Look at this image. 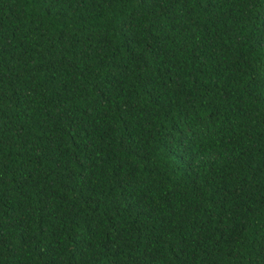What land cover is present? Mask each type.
Masks as SVG:
<instances>
[{
  "label": "trees",
  "instance_id": "trees-1",
  "mask_svg": "<svg viewBox=\"0 0 264 264\" xmlns=\"http://www.w3.org/2000/svg\"><path fill=\"white\" fill-rule=\"evenodd\" d=\"M0 264H264V0H0Z\"/></svg>",
  "mask_w": 264,
  "mask_h": 264
}]
</instances>
